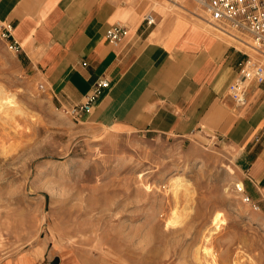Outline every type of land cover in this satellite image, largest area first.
<instances>
[{"label":"rangeland","instance_id":"obj_1","mask_svg":"<svg viewBox=\"0 0 264 264\" xmlns=\"http://www.w3.org/2000/svg\"><path fill=\"white\" fill-rule=\"evenodd\" d=\"M177 1L186 9L153 0L144 16L157 25L186 15L237 47V69L264 64V53L199 20L194 0ZM23 63L0 29V91L25 111L0 107V264H28L14 255L33 248L37 264H264V212L235 191L217 140L71 118ZM173 177L184 185L173 189Z\"/></svg>","mask_w":264,"mask_h":264},{"label":"crops","instance_id":"obj_2","mask_svg":"<svg viewBox=\"0 0 264 264\" xmlns=\"http://www.w3.org/2000/svg\"><path fill=\"white\" fill-rule=\"evenodd\" d=\"M148 1L0 0V29L11 25L15 54L58 105L83 102L106 78L108 88L85 114L94 122L114 132L217 140L264 212V83L249 84L245 102L236 103L228 86L237 47L186 15L148 25L144 14L150 2L157 6ZM116 23L126 31L110 42L106 31ZM14 256L28 264L43 258L35 248Z\"/></svg>","mask_w":264,"mask_h":264},{"label":"built area","instance_id":"obj_3","mask_svg":"<svg viewBox=\"0 0 264 264\" xmlns=\"http://www.w3.org/2000/svg\"><path fill=\"white\" fill-rule=\"evenodd\" d=\"M201 8L204 20L221 33L227 34L234 39L249 40L252 48L264 53V0H194ZM148 25L154 23L151 14L144 16ZM11 25L1 29L3 38L6 39L7 47L17 52L18 44L11 38ZM126 31L123 23H116L106 31V37L110 42L117 41ZM264 83V64L251 58L240 63L228 91L236 103H244L246 89L249 84ZM109 81L100 78L93 85L83 102L71 106L60 104L61 110L74 119H81L85 114L92 111L97 99L103 90L108 88ZM41 90H45L44 83L39 84ZM235 191L245 203H249L255 210L259 209L257 202L253 201L245 191L243 183L234 185Z\"/></svg>","mask_w":264,"mask_h":264},{"label":"bare ground","instance_id":"obj_4","mask_svg":"<svg viewBox=\"0 0 264 264\" xmlns=\"http://www.w3.org/2000/svg\"><path fill=\"white\" fill-rule=\"evenodd\" d=\"M173 3L175 4V5H177V6H179V7H182L183 9H186L185 8V5L183 4V3H179L177 0H173ZM193 13V12H192ZM195 15L199 18V20H202L204 23L206 22L205 20H204V18H202V16H201V14L200 13H195ZM176 18V17H175ZM207 23V22H206ZM234 39V38H233ZM236 41H238V42H240V43H242V44H246V45H248V46H250L251 48H252V46H251V44H250V41L249 40H239V39H235ZM254 49V48H253ZM257 51V50H256ZM262 54V53H261ZM3 91V90H2ZM2 91H0V107H3V106H5V107H7V109H9V110H12V111H14V112H19L20 114H24V109H22L21 108V106L19 107V105H17L16 104V100H15V98H14V96L13 95H9V94H6V93H3ZM15 95V94H14ZM41 100V99H40ZM7 112V111H6ZM5 114V113H4ZM3 114V115H4ZM7 114V113H6ZM13 114V113H12ZM11 114V115H12ZM26 114V113H25ZM5 116H7V115H5ZM226 166V165H225ZM173 180H172V185H173V189H177L179 186H181V185H184V183L183 182H181V181H179L178 180V178H172ZM224 183L225 184H227V185H230V184H233V183H235V178H232V177H225V179H224ZM238 184H240V182L238 181L237 182ZM171 185V186H172ZM172 189V190H173ZM174 194H175V191H174ZM187 199V198H186ZM187 207V206H186ZM186 210V209H185ZM188 210V209H187ZM173 216H175V215H173ZM175 218H177V217H175ZM216 218V217H215ZM174 218L173 217H171L170 218V220L172 221ZM169 219H168V221H170ZM177 220V219H176ZM176 220H174V221H176ZM167 221V220H166ZM174 221H172L171 223H173ZM167 223V222H166ZM169 226V225H168ZM203 249H205V248H203ZM201 252V251H200ZM204 253V252H203ZM206 253V252H205ZM204 253V254H205ZM201 255H202V253H201ZM203 256V255H202ZM206 257V256H205Z\"/></svg>","mask_w":264,"mask_h":264}]
</instances>
